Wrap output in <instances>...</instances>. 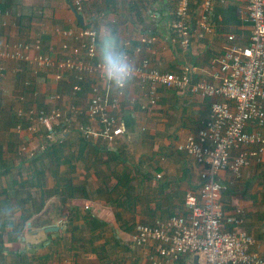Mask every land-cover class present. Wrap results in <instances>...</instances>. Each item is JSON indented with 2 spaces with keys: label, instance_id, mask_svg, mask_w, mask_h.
Listing matches in <instances>:
<instances>
[{
  "label": "crops",
  "instance_id": "crops-1",
  "mask_svg": "<svg viewBox=\"0 0 264 264\" xmlns=\"http://www.w3.org/2000/svg\"><path fill=\"white\" fill-rule=\"evenodd\" d=\"M197 2L201 5L192 0L194 6ZM175 8V0H97L82 16L97 32L101 25L110 27L135 66L146 58L176 74L191 66L195 81L212 80L211 60L225 51L228 34L240 45L250 42L247 0H215L214 34L200 38L196 19L187 49L173 41ZM79 26L68 0H0L1 48L32 42L44 30L43 48L57 61L64 50L55 30ZM147 35L156 41L142 42ZM28 70L24 62L0 59V264H147L149 247L133 243L135 226L186 215V195L199 192L201 166L178 146L204 126L212 100L161 89L158 105L142 111L131 103L140 89L129 85L120 108L125 133L115 146L85 142L71 126L62 145L41 151L45 138L26 131L29 124L17 117L19 109H49L55 93L61 96L60 108L86 109L95 80L90 76L83 90L74 92L69 73L58 81L57 68L38 75ZM103 88L109 96L116 94ZM77 121L89 123L86 115ZM24 145L34 150L33 158L22 155ZM219 177L234 180L228 171ZM221 205L230 212L244 210L242 229L264 257V158L244 170Z\"/></svg>",
  "mask_w": 264,
  "mask_h": 264
},
{
  "label": "built area",
  "instance_id": "built-area-1",
  "mask_svg": "<svg viewBox=\"0 0 264 264\" xmlns=\"http://www.w3.org/2000/svg\"><path fill=\"white\" fill-rule=\"evenodd\" d=\"M96 1L68 0V4L74 14L82 15L84 7ZM175 1L173 41L178 40L187 49L193 37L192 0ZM214 8L215 0H201L196 20L200 38L215 32ZM247 16L252 25L249 44L240 45L234 34H228L225 51L211 60L212 80L195 81V68L191 66H185L180 74L167 72L152 58L135 66L130 85L137 86L140 93L131 103L142 111L158 105L161 89L212 100L204 126L178 146L201 166V186L198 193L186 195V215L135 226L133 243L137 248L149 247L147 264H264V257L253 250L255 239L242 229L244 210L235 208L230 212L221 205L223 194L241 180L244 170L262 163L264 158V0H247ZM55 33L63 38L64 57L60 60H54L44 50V30L32 42L19 41L0 47V59L24 62L32 75L57 68L58 81L69 73L75 79L74 92L82 91L93 76L88 106L82 109L71 104L62 109L58 106L61 96L55 93L51 96V108L34 106L28 111L21 108L17 117L26 119L29 134L43 135L46 142L41 151L50 145L63 144L71 126L85 142L102 140L110 147L115 146L125 133L120 108L127 88L116 91L114 96L105 93L95 51L97 30L84 24L59 28ZM155 41L152 35L142 40L147 44ZM82 115L88 117V124L77 121ZM16 131H24L21 121L16 124ZM20 151L29 159L36 155L25 145ZM222 171H228L234 180H222L219 177Z\"/></svg>",
  "mask_w": 264,
  "mask_h": 264
},
{
  "label": "clouds",
  "instance_id": "clouds-1",
  "mask_svg": "<svg viewBox=\"0 0 264 264\" xmlns=\"http://www.w3.org/2000/svg\"><path fill=\"white\" fill-rule=\"evenodd\" d=\"M95 51L101 81L110 89L123 92L133 81L136 68L123 42L110 27L100 26Z\"/></svg>",
  "mask_w": 264,
  "mask_h": 264
},
{
  "label": "trees",
  "instance_id": "trees-1",
  "mask_svg": "<svg viewBox=\"0 0 264 264\" xmlns=\"http://www.w3.org/2000/svg\"><path fill=\"white\" fill-rule=\"evenodd\" d=\"M200 5V2H197V4H196V6H194L193 4H192V6H191V22H192V24H193V22L198 18V16H196L197 15V11H198V6ZM200 13V12H199ZM215 13V12H214ZM197 17V18H196ZM191 29H192V25H191ZM73 86V85H72ZM85 86V85H84ZM72 90H73V87H72ZM90 90H91V88H90ZM33 93V90H31V94ZM57 145H59V144H54V145H50L49 146V149L50 148H53V147H56ZM62 145V144H61Z\"/></svg>",
  "mask_w": 264,
  "mask_h": 264
},
{
  "label": "water",
  "instance_id": "water-1",
  "mask_svg": "<svg viewBox=\"0 0 264 264\" xmlns=\"http://www.w3.org/2000/svg\"><path fill=\"white\" fill-rule=\"evenodd\" d=\"M77 19L79 20L80 24L83 26V24H84V18H83V16L80 15V14H78L77 15ZM48 230L49 231H54V230H58V228H50ZM195 259H197V258H195Z\"/></svg>",
  "mask_w": 264,
  "mask_h": 264
},
{
  "label": "rangeland",
  "instance_id": "rangeland-1",
  "mask_svg": "<svg viewBox=\"0 0 264 264\" xmlns=\"http://www.w3.org/2000/svg\"><path fill=\"white\" fill-rule=\"evenodd\" d=\"M80 136V135H79ZM41 147H42V145H41ZM23 156H25L24 154H22ZM0 244H2V239L0 238ZM1 253V252H0ZM7 260V262L9 261L8 259H6Z\"/></svg>",
  "mask_w": 264,
  "mask_h": 264
}]
</instances>
